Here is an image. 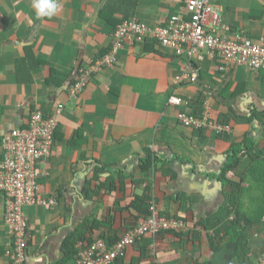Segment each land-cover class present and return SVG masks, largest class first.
Here are the masks:
<instances>
[{
	"label": "crops",
	"instance_id": "crops-1",
	"mask_svg": "<svg viewBox=\"0 0 264 264\" xmlns=\"http://www.w3.org/2000/svg\"><path fill=\"white\" fill-rule=\"evenodd\" d=\"M101 1L57 0L59 9L55 15L38 17L33 0H0V158L4 155V137L25 128L37 107L47 114L64 107L59 114L53 155L40 165L46 173L40 179L41 194L47 199L56 198L58 205L53 209H25L31 240L24 264H58L64 258L66 240L73 238L84 220L109 223L111 214L114 229H123L135 194L143 195L149 184L148 180L140 186L144 176L138 169L147 149L166 162L176 156L182 160L170 164L178 177L174 182L164 177L159 167L153 179L157 208L179 213L180 205L166 197L185 194L196 221L210 217L225 202L226 183L219 176L229 160L231 142L240 143L251 132L259 148L264 149V124L247 119L256 109L264 113V71L235 68L223 74L219 72L223 63L207 53L203 60H196L198 80L201 70L204 80L184 85L190 82L185 74L191 61L173 58L169 49L159 46L156 47L163 56L146 53L145 45L125 47L114 68L96 74L78 101L70 99L69 89L77 80L78 68L113 43V32L95 18ZM209 2L222 9L223 23L232 36L256 43L264 41V0ZM183 9L179 0H140L136 20L150 26L162 25ZM29 47L43 65L28 71L26 77L33 80L22 84L20 74L24 72L18 62L28 55ZM227 81L234 83L232 91L240 84L245 85L246 91L235 99H222L220 91ZM199 91L207 96L206 110L215 120L221 115L235 117L230 124V142L219 139L212 131L202 134L179 124L180 109L169 105L170 98L176 95L192 100ZM103 167L106 171L96 179V169ZM118 173L130 178L124 192L117 188L111 193V175L118 179ZM133 176L138 186L134 185ZM227 177L234 181L245 179L240 210L256 219L247 244L248 257L241 264H264V214L258 205L264 198V155L259 161L244 159ZM107 231H96L92 237L96 240ZM214 235L211 232L210 236ZM147 238L156 240L153 236ZM208 238L204 231L194 244L186 240H156L155 248L149 247L148 256L139 264L239 263L234 243L226 242L220 252H215ZM14 247L5 223V197L0 194V264H14ZM133 248L127 250L124 264L140 256L139 246Z\"/></svg>",
	"mask_w": 264,
	"mask_h": 264
},
{
	"label": "built area",
	"instance_id": "built-area-1",
	"mask_svg": "<svg viewBox=\"0 0 264 264\" xmlns=\"http://www.w3.org/2000/svg\"><path fill=\"white\" fill-rule=\"evenodd\" d=\"M179 1L184 5L183 12L173 15L165 24L150 26L135 19L120 25L114 33L111 52L81 67L76 83L69 89V98L78 101L96 74L114 68L126 44L138 46L151 40L188 61L203 60L205 53L212 59L219 58L223 63L221 70L226 74L235 68H247L254 73L264 71V41L256 43L246 37L232 36L230 28L223 23L222 9L213 6L209 0ZM185 77L194 83L199 78L197 72L191 74V66ZM169 105L180 109L177 119L186 129L232 132L230 127L211 121L208 109L203 116L189 113L188 102L179 96L173 95ZM63 109L60 106L57 113L47 114L37 107L25 128L13 130L3 139L0 194L5 197V223L16 246L11 253L14 264L25 263V250L31 240L25 209L33 206L53 209L58 205L56 198L47 199L41 194L40 179L46 173L40 165L53 155L59 114ZM152 212L151 218L142 220L139 226L113 246H109L103 237H98L91 245L80 242L76 264H113L125 257L128 248L136 245L137 240L144 236L155 238L163 230L182 232L186 229L183 221L162 216L154 206ZM155 243L156 240L152 241L149 247L155 248Z\"/></svg>",
	"mask_w": 264,
	"mask_h": 264
},
{
	"label": "trees",
	"instance_id": "trees-1",
	"mask_svg": "<svg viewBox=\"0 0 264 264\" xmlns=\"http://www.w3.org/2000/svg\"><path fill=\"white\" fill-rule=\"evenodd\" d=\"M139 5L140 0H110L107 3L105 8L102 10L99 19L103 26L110 28V30L113 32V39L114 33H116L120 25H122L124 22L133 21L136 19V14ZM142 45H145L146 53L158 54L163 56V53L156 47H162L157 41L151 40L145 42ZM126 47L130 46L126 44ZM111 50L112 46L101 50L100 55L96 59L103 58L104 56L108 55ZM27 53L28 55L24 58V60L18 62V68L21 67V70L24 72V74H20L22 75V77H20V82L22 84L31 83V81L33 80V77L31 76L26 77V73H28V71L31 72L32 70L38 68L36 65H43L40 60L33 56L35 55V53L32 51L31 47L27 48ZM169 55L173 58H179L173 52H171V54ZM196 60L197 59H191V74L193 72L198 73L199 64L197 62L198 60ZM215 60H219V58H215ZM219 72L224 74V71L222 70H219ZM200 74L201 78L197 80V82L194 83L190 81L185 82V84H183L187 85L201 83V81L204 80V74L202 73V70ZM227 82L222 88V91H220V97L224 100L235 99L246 91L244 84H240L234 91H232L234 83L230 81L228 83ZM75 83L76 81H74L73 84ZM178 86H182V84ZM206 97L207 96H205L204 93L199 91L196 97L192 100H189L187 98L183 99L182 97L180 98L190 104V108L188 107L189 113L195 116H203L206 112ZM208 113L211 121H214L216 124L228 126L233 129L230 124L231 121L235 119V117L232 114L221 115L219 119L215 120L209 110ZM247 119L251 123L258 121L264 124V113L256 109ZM207 130L212 131L210 129L205 128H201L199 130L194 131H198L203 134ZM212 132H214L219 139L225 140L227 142H230L232 139V136L230 135L231 133H217L216 131ZM80 133H78L77 135H79ZM56 137L57 131L55 133L54 138L55 145ZM228 154L229 160L224 166L222 173L219 176L220 180L226 183L225 202L220 208V210H218L210 217L196 221L195 218L192 216V209L188 207V203L190 201L189 197H187L185 194H180L178 198H174L173 196L166 197V200L180 205L179 213L175 214V212H168L166 210L164 212H161L157 208L156 203L154 202V200L157 199L155 198L156 194L155 189L153 187V181L156 178L155 175L159 171V167L162 168L161 172L163 176L166 178H170V180L174 182L178 179V177L177 173L172 170L170 164H172L175 160H182L181 157L176 156L171 160V162H166L162 159L155 157L152 150L147 149L145 151L144 156H142L141 158L140 166L138 167V169L139 172L144 176V179L141 180L140 186L143 182L148 180L149 184L145 187L143 195L135 194V190H133V192L131 193L132 195L135 194V199L127 209L130 212V217L127 218V225L125 227H122L123 229L121 230H115L113 226L114 222L111 221L112 219L114 220V217L111 214L109 215V223H105L104 221L101 222L97 219L84 220L81 226L77 229L76 233H74L73 238L66 240L64 244V258L58 264H76L79 254L78 244L82 242L84 243V245H91L95 241V238L92 237L93 233L96 231H100L104 228H106L108 231L100 234V236L106 239L109 246H113L121 240L123 233H127L128 231L135 229L137 226L140 225L142 220H147L151 218L153 215V206L157 211L159 210L158 212H160L162 216H166L168 218H175L176 220L183 221L186 224V229L182 232H176L173 230H163L159 232L155 237L157 241L169 242L174 239L181 241L186 240L194 244L195 241L201 239V235L205 231L209 235V244L215 252H220L226 242H231L234 243L237 247V260L239 262L238 264H241V262H245L246 257H248L247 244L250 237V230L253 225L256 224V219L255 217H251V215L249 216L248 214L240 210V197L242 195V191L246 189L244 184L245 179L243 177H239L241 179L240 181L230 180L228 179L227 174L230 171L234 170L246 158H251L255 161H259L262 155H264V149L259 148V145L256 144L255 139L251 137V132H248L242 142H231ZM3 160L4 155L1 156L0 163ZM105 171V167H103V169L97 168L95 175L96 179H98V176ZM118 176L119 178L116 179L114 175H111L112 178L110 180L113 181V184L111 182L110 185L111 193H113L117 188H120L122 192L125 191L126 182L130 177L124 175L123 173H118ZM132 179L134 181V185L138 186L139 183L136 181V177L133 176ZM117 182L119 186H117ZM259 182H261V180ZM249 188L251 189L252 187L249 186ZM259 199H261V197ZM260 203H262L263 205ZM258 205H260V208L262 209V214H264V198L259 202ZM261 209H258V211H260ZM131 211L135 212V214H132ZM211 232H214L215 235L210 236ZM151 242L152 240L148 239L146 236L137 240L136 245L139 246L140 256L138 258H133V261L130 264H139L148 256V253L150 251L149 245L151 244ZM127 258L128 256L126 255L125 257L118 259L113 264H124Z\"/></svg>",
	"mask_w": 264,
	"mask_h": 264
},
{
	"label": "clouds",
	"instance_id": "clouds-1",
	"mask_svg": "<svg viewBox=\"0 0 264 264\" xmlns=\"http://www.w3.org/2000/svg\"><path fill=\"white\" fill-rule=\"evenodd\" d=\"M32 7L35 9L36 15L38 17H52L53 15H55L59 9V5L57 0H33L32 2ZM86 64H82L79 68H78V76L77 79L79 77V72L81 67H83ZM77 81V80H76ZM73 85V84H72ZM71 85V86H72ZM45 111V110H44ZM46 112V111H45ZM129 232V231H128ZM127 232V233H128ZM126 233V234H127ZM125 234V235H126ZM124 234L122 235L125 236ZM122 239V238H121ZM152 243V242H151ZM29 244V243H28ZM137 244V243H136ZM135 246V245H134ZM133 246V247H134ZM150 246V245H149ZM131 248V247H129ZM128 248V249H129ZM127 255V253H126ZM26 261V260H25ZM37 262H39V258H37Z\"/></svg>",
	"mask_w": 264,
	"mask_h": 264
},
{
	"label": "water",
	"instance_id": "water-1",
	"mask_svg": "<svg viewBox=\"0 0 264 264\" xmlns=\"http://www.w3.org/2000/svg\"><path fill=\"white\" fill-rule=\"evenodd\" d=\"M110 0H102L99 7H98V10L96 12V17L97 19L100 18V15H101V12L102 10L105 8V6L107 5V3L109 2Z\"/></svg>",
	"mask_w": 264,
	"mask_h": 264
},
{
	"label": "rangeland",
	"instance_id": "rangeland-1",
	"mask_svg": "<svg viewBox=\"0 0 264 264\" xmlns=\"http://www.w3.org/2000/svg\"><path fill=\"white\" fill-rule=\"evenodd\" d=\"M256 187H258V185L257 184H255V187H254V189L253 190H255L256 191ZM244 208H243V206H242V210H243Z\"/></svg>",
	"mask_w": 264,
	"mask_h": 264
}]
</instances>
